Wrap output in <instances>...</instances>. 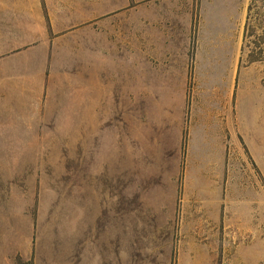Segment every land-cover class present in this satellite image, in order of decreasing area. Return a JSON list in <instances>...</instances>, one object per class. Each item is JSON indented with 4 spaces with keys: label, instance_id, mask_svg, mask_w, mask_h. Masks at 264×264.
<instances>
[{
    "label": "rangeland",
    "instance_id": "rangeland-1",
    "mask_svg": "<svg viewBox=\"0 0 264 264\" xmlns=\"http://www.w3.org/2000/svg\"><path fill=\"white\" fill-rule=\"evenodd\" d=\"M16 1L53 99L0 104V264H264V0Z\"/></svg>",
    "mask_w": 264,
    "mask_h": 264
},
{
    "label": "crops",
    "instance_id": "crops-1",
    "mask_svg": "<svg viewBox=\"0 0 264 264\" xmlns=\"http://www.w3.org/2000/svg\"><path fill=\"white\" fill-rule=\"evenodd\" d=\"M19 4L14 0H0V104H23L26 99H37L45 96L44 104H52L53 91L44 87L43 81L39 88L30 86L27 67L21 65V59L28 57L22 52L19 22ZM14 13L15 16H14ZM24 45L28 40L24 36ZM23 67V68H22ZM74 89V87H73ZM31 94V95H30ZM69 104H79V92L72 91ZM264 99V94L262 95ZM63 104L64 95H59ZM223 104H228L225 101ZM234 117L237 131L251 150L253 159L264 163V103L263 104H234Z\"/></svg>",
    "mask_w": 264,
    "mask_h": 264
}]
</instances>
